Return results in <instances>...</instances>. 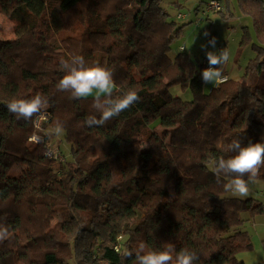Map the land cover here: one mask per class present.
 I'll return each instance as SVG.
<instances>
[{
	"label": "trees",
	"instance_id": "16d2710c",
	"mask_svg": "<svg viewBox=\"0 0 264 264\" xmlns=\"http://www.w3.org/2000/svg\"><path fill=\"white\" fill-rule=\"evenodd\" d=\"M17 1L0 0L16 34L0 38V224L9 230L0 264H135L123 253L141 242L187 247L200 256L195 264H245L238 255L255 247L244 226L264 203L225 192L214 162L234 155L233 140L264 142V0H239L253 17L258 57L241 79L208 93L200 66L171 56L184 26L170 21L164 0ZM73 55L111 69L114 96L134 88L141 99L104 126H86L98 115L95 97L56 88L60 61ZM176 86L192 99L174 95ZM37 93L49 102L48 128L63 124L69 158L59 145L63 160L50 159L45 143L30 141L36 117L7 110ZM139 141L150 148L140 151ZM256 180L264 184V168Z\"/></svg>",
	"mask_w": 264,
	"mask_h": 264
},
{
	"label": "clouds",
	"instance_id": "9594fccd",
	"mask_svg": "<svg viewBox=\"0 0 264 264\" xmlns=\"http://www.w3.org/2000/svg\"><path fill=\"white\" fill-rule=\"evenodd\" d=\"M204 37L210 34L205 31ZM210 45L216 47V38L212 37L207 45H201L202 49ZM208 67L202 71L204 84H220L227 77L224 75V66L229 62L230 53L226 48L218 51H206ZM60 68L64 75L56 84L60 92H69L71 98L80 99L95 94L92 108L96 114L89 115L84 124L89 127L104 126L113 117L118 116L122 111L127 110L137 103L141 98L138 91L129 88L122 95L114 96L113 90L116 87L113 78V71L107 66L99 63L87 64L81 55H73L69 60L62 59ZM49 106L48 99L40 93L26 98H13L7 103V110L17 120L34 121L39 127V121L47 118L46 108ZM55 134L63 131V124L56 122ZM43 137L34 134L32 142L40 143ZM227 151L234 153L227 158L221 156L214 162V173L217 182L222 184L225 192L238 194L240 197H247L250 192V184L255 183L264 168V142L253 143L249 141L242 144L240 140H233L227 147ZM54 154L53 149L45 152V155ZM9 238V230L0 224V242ZM135 257V264H195L199 260V254L187 247L177 250L175 244L164 243L160 249L146 250L143 242L135 249L126 250L123 253L125 259Z\"/></svg>",
	"mask_w": 264,
	"mask_h": 264
},
{
	"label": "rangeland",
	"instance_id": "374dc122",
	"mask_svg": "<svg viewBox=\"0 0 264 264\" xmlns=\"http://www.w3.org/2000/svg\"><path fill=\"white\" fill-rule=\"evenodd\" d=\"M210 1L164 0L162 5L169 14L170 21L179 26H184L181 36L172 45L171 56L176 57L180 53L188 54L199 69L201 62L206 58V51H218L220 47L226 48L230 53V58L224 66V74L231 79L239 80L247 72L250 63L258 57L255 45H260V40L254 26L253 17L243 11L239 0H219L223 5L222 12L211 11L204 14L203 12L208 8ZM10 2L15 5L20 4L17 0H10ZM179 15L186 17L179 18ZM205 31L210 34L208 37H204L203 33ZM246 33L249 35L248 39L245 38ZM212 37L216 38L215 49L210 45L202 49L201 45H207V41ZM0 38L5 41L16 38L14 23L4 15H0ZM260 39L261 43H264V37ZM55 42V44L58 43L56 40ZM213 87H215L214 83L205 84L204 91L208 93ZM172 93L186 100L192 99L190 91L183 90L180 86L172 88ZM90 97H95V94ZM54 130L55 128L46 130L48 139L51 140L54 146L60 145L65 157L69 158L68 145L62 143L63 131L57 135ZM149 148L150 146L145 141L138 142L140 151H146ZM142 173V170L138 171V175H142ZM164 186H168L172 193L174 192V184L170 179L165 180ZM249 187L250 192L247 197H240L238 194L233 193L232 195L240 199L257 198L264 203V184L256 180ZM64 210L60 211L59 216L56 218L50 219L53 225L68 216L69 212ZM248 218L250 216L245 215V219ZM244 227L251 235L255 247L254 251L258 252V256L262 255L261 249L264 251V214L247 221Z\"/></svg>",
	"mask_w": 264,
	"mask_h": 264
},
{
	"label": "built area",
	"instance_id": "2783aa9c",
	"mask_svg": "<svg viewBox=\"0 0 264 264\" xmlns=\"http://www.w3.org/2000/svg\"><path fill=\"white\" fill-rule=\"evenodd\" d=\"M211 11L216 12V13L222 12L223 11L222 3L219 0H211L209 2V4H208V8L203 13L207 14V13H209ZM185 17L186 16H184V15H179V18H185ZM220 49H222V48L220 47L219 50ZM207 67H208V61H207V57H206L201 62L200 69H201V71H203ZM224 75L227 77V79L224 81V82H226L229 79V76L226 75V74H224ZM216 85L217 84H215V86ZM50 119H51V115H50V113H47V118L45 120L39 121V127H37L36 124L34 123L33 135L34 134H39L40 136H42L43 139H42L41 143H45V145L47 146V150H49V149H53L54 150V154L47 155L50 159H54V160H57V161H62L63 160V156H62V154L60 152L59 146H54V144L51 142V140L48 139V134L46 133V130L49 129L48 126H49ZM30 141L32 142L31 138H30Z\"/></svg>",
	"mask_w": 264,
	"mask_h": 264
},
{
	"label": "crops",
	"instance_id": "0c3cea01",
	"mask_svg": "<svg viewBox=\"0 0 264 264\" xmlns=\"http://www.w3.org/2000/svg\"><path fill=\"white\" fill-rule=\"evenodd\" d=\"M264 253V251L261 249ZM247 253V254H246ZM246 253H240L238 258L240 261H243L245 264H264V254L258 256V252L251 251Z\"/></svg>",
	"mask_w": 264,
	"mask_h": 264
}]
</instances>
